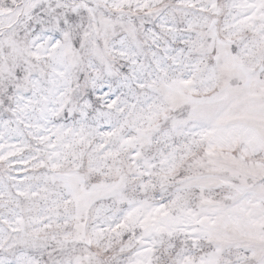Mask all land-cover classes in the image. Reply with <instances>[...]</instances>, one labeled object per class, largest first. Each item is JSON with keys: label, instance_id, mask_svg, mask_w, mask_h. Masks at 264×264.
<instances>
[{"label": "snow or ice", "instance_id": "obj_1", "mask_svg": "<svg viewBox=\"0 0 264 264\" xmlns=\"http://www.w3.org/2000/svg\"><path fill=\"white\" fill-rule=\"evenodd\" d=\"M0 264H264V0H0Z\"/></svg>", "mask_w": 264, "mask_h": 264}]
</instances>
